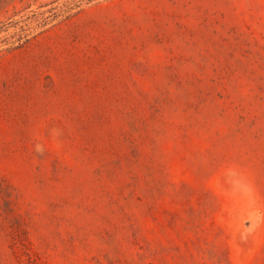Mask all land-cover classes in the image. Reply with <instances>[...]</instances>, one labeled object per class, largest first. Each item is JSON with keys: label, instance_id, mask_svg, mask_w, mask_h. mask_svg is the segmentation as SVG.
<instances>
[{"label": "rangeland", "instance_id": "rangeland-1", "mask_svg": "<svg viewBox=\"0 0 264 264\" xmlns=\"http://www.w3.org/2000/svg\"><path fill=\"white\" fill-rule=\"evenodd\" d=\"M0 264H264V0H0Z\"/></svg>", "mask_w": 264, "mask_h": 264}]
</instances>
